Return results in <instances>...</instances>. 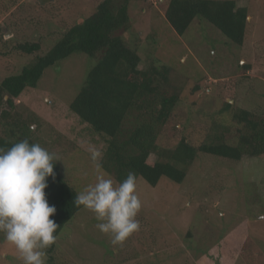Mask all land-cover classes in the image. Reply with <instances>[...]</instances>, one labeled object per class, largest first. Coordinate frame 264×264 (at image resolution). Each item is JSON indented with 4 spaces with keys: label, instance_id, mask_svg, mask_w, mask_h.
I'll list each match as a JSON object with an SVG mask.
<instances>
[{
    "label": "rangeland",
    "instance_id": "374dc122",
    "mask_svg": "<svg viewBox=\"0 0 264 264\" xmlns=\"http://www.w3.org/2000/svg\"><path fill=\"white\" fill-rule=\"evenodd\" d=\"M102 1L0 0V33L3 40L39 42L44 55L63 30ZM167 2L130 1L129 29L116 31L138 53L139 69L167 67L169 84L178 90L158 145L172 148L182 138L195 147L231 141L232 112L264 114V0L236 1L248 12L241 46L198 19L177 35L164 16ZM7 52L0 47V81L20 73L33 57ZM102 53L96 59L71 55L15 101L16 112L34 129L32 143L54 155L62 178L78 193L95 183L100 159L92 161L90 149L102 153L105 145L69 105ZM186 174L181 184L161 179L155 187L137 178L140 230L122 245L101 234L94 215L82 208L46 249V264H264V155L229 162L201 154ZM0 264H22L2 233Z\"/></svg>",
    "mask_w": 264,
    "mask_h": 264
},
{
    "label": "trees",
    "instance_id": "16d2710c",
    "mask_svg": "<svg viewBox=\"0 0 264 264\" xmlns=\"http://www.w3.org/2000/svg\"><path fill=\"white\" fill-rule=\"evenodd\" d=\"M5 1L15 4V0ZM130 1L145 0H103L87 18L63 30L44 55L40 54L39 42L3 40L0 33V47L8 48V55L33 56L20 73L0 81V148L7 150L23 139L32 143L34 129L16 112L15 101L26 90L34 89L48 68L73 54L96 59L103 51L69 109L104 141L99 166L115 181H123L129 172H134L150 187L157 186L161 179L178 185L198 155L229 162L263 156L264 114L242 109L231 113V141L217 138L195 147L182 138L172 148L159 147L160 132L179 102L178 90L169 84L167 67L152 63L145 70L139 69L138 53L116 34L120 29H129ZM236 1L168 0L164 16L177 35H182L198 19L241 46L248 12L245 7H237ZM224 107L228 111L231 105L225 103ZM53 164L54 175L47 178L44 191L49 205L56 207L50 219L59 225L54 233L58 237L83 207L73 204L78 192L62 178L55 159ZM261 262L262 259L256 264Z\"/></svg>",
    "mask_w": 264,
    "mask_h": 264
},
{
    "label": "clouds",
    "instance_id": "9594fccd",
    "mask_svg": "<svg viewBox=\"0 0 264 264\" xmlns=\"http://www.w3.org/2000/svg\"><path fill=\"white\" fill-rule=\"evenodd\" d=\"M102 153L90 149V159ZM54 155L28 139L0 148V233L19 254L22 264H46V249L57 239L59 227L55 205H49L45 189L53 176ZM94 184H89L73 200L77 207L90 211L101 234L111 237L114 246L122 245L140 230L136 219L142 203L137 194V176L129 172L115 181L97 164Z\"/></svg>",
    "mask_w": 264,
    "mask_h": 264
}]
</instances>
